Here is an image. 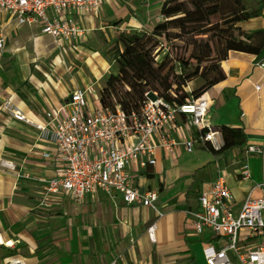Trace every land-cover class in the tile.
Wrapping results in <instances>:
<instances>
[{
  "label": "crops",
  "instance_id": "0c3cea01",
  "mask_svg": "<svg viewBox=\"0 0 264 264\" xmlns=\"http://www.w3.org/2000/svg\"><path fill=\"white\" fill-rule=\"evenodd\" d=\"M163 1L107 0L97 16L83 17L80 23L93 39L109 37L116 41L121 32L147 33L161 20ZM245 7L259 15L237 27L248 34L264 30V0ZM0 26L5 27L7 40L25 30L40 33L19 26L3 13ZM2 38L5 48L6 39ZM254 45L259 48L257 54L230 51L221 63L225 80L203 95L208 101L205 123L216 130L221 125L240 129L245 137L244 146L223 156H213L199 143L195 130L179 122L177 129L169 133V139L178 146L172 153L157 148L156 164L135 179L141 192H157L158 213L150 208L126 206L119 198L107 197L102 192L82 201L62 192H48V180L61 170L55 146L3 112L6 117L0 115L1 264L12 260L2 258L4 251L19 245H26L27 254L14 259L23 264H42L44 256H38L36 251L44 250L49 252L48 259L53 260L50 264H108L119 256L120 264H204L201 249L206 239L194 233L190 212L198 208L201 189L217 178V167L225 169L235 211L248 196L261 195L258 185L264 180V162L259 155L248 153L247 147L264 148V72L256 66L264 59V35L257 36ZM95 86L98 90L101 87L97 82L81 89L93 92ZM71 91L62 93L59 108L50 113L61 108ZM16 106L31 117H45L33 116L24 106ZM191 139L194 147L188 153L182 142ZM46 153L51 155L50 159L43 157ZM244 167L249 171L247 179L241 176ZM153 224L152 242L147 229ZM2 241H11L13 246H3Z\"/></svg>",
  "mask_w": 264,
  "mask_h": 264
},
{
  "label": "built area",
  "instance_id": "2783aa9c",
  "mask_svg": "<svg viewBox=\"0 0 264 264\" xmlns=\"http://www.w3.org/2000/svg\"><path fill=\"white\" fill-rule=\"evenodd\" d=\"M106 1L0 0V13L60 44L84 39L87 30L80 19L97 16ZM4 46L1 37L0 50ZM256 66L264 72V59ZM101 88L98 95L90 89L71 91L61 108L56 113H46L43 120L24 113L11 99L4 101L1 109L15 123L35 130L41 139L55 146L61 170L48 180V192H62L75 201L102 192L107 197L119 198L126 206L150 208L158 213L157 192H141L135 179L156 164L157 148L172 153L178 146L169 139V133L177 129L179 122L194 129L198 141L216 151L222 147L219 131L205 123L208 101L201 96L174 106L150 96L139 115H128L120 106L103 109L99 103ZM255 89L259 90V86ZM182 145L192 153L194 140L183 141ZM247 152L259 155L264 162V148L248 146ZM43 157L50 159L51 155L46 153ZM217 172V178L201 189L197 210L190 212L194 233L213 239L203 243L204 263L264 264V180L258 185L261 195L248 196L235 211L225 169L218 166ZM241 176L249 177L247 167ZM154 230V224L147 229L152 242ZM121 261L119 256L108 264ZM6 264L23 263L12 259Z\"/></svg>",
  "mask_w": 264,
  "mask_h": 264
},
{
  "label": "trees",
  "instance_id": "16d2710c",
  "mask_svg": "<svg viewBox=\"0 0 264 264\" xmlns=\"http://www.w3.org/2000/svg\"><path fill=\"white\" fill-rule=\"evenodd\" d=\"M258 15L246 9L244 0H164L161 20L150 32H121L117 36L112 52L116 72L101 88V107L113 110L120 106L128 115H139L150 96L174 106L200 98L225 80L221 63L230 51L258 53L254 40L264 35V30L248 34L237 27ZM173 41L193 48L190 61L173 57L167 50L161 56L163 42ZM191 64L194 70H189ZM196 79L201 80V85L188 92V85ZM218 131L222 147L217 151L206 148L213 156L244 146L240 129L221 125Z\"/></svg>",
  "mask_w": 264,
  "mask_h": 264
},
{
  "label": "rangeland",
  "instance_id": "374dc122",
  "mask_svg": "<svg viewBox=\"0 0 264 264\" xmlns=\"http://www.w3.org/2000/svg\"><path fill=\"white\" fill-rule=\"evenodd\" d=\"M255 2L256 0H244L247 6ZM1 36L6 39L5 27L0 26ZM115 43L116 41L109 37L93 39L87 34L82 40L58 44L36 31L17 32L15 38L6 39V47L0 50V108L3 100L12 98L16 105L24 106L33 116L43 117L46 111L52 112L59 108L62 93L67 94L68 90L84 88L86 84L97 82L103 87L108 76L116 72L112 61ZM163 44L165 48L161 56L167 50L173 57L190 61L192 47L182 41ZM189 70H194L193 64ZM201 83L200 79H196L186 90L190 92ZM92 93L98 95L96 86L93 87ZM0 115L6 117L3 111H0ZM199 143L205 148L210 147L205 142ZM204 236L206 239L207 235L202 237ZM208 239L207 237L203 243ZM25 249L26 245H19L18 248L4 251L2 258L6 256L8 259H14L16 255L24 257L27 254ZM36 252L38 256H44L45 261H42V264H50L53 261L48 259L47 250Z\"/></svg>",
  "mask_w": 264,
  "mask_h": 264
},
{
  "label": "bare ground",
  "instance_id": "6f19581e",
  "mask_svg": "<svg viewBox=\"0 0 264 264\" xmlns=\"http://www.w3.org/2000/svg\"><path fill=\"white\" fill-rule=\"evenodd\" d=\"M3 246H6V247H11V246H13V243L11 242V241H9V242H3L2 241V243H1Z\"/></svg>",
  "mask_w": 264,
  "mask_h": 264
},
{
  "label": "water",
  "instance_id": "95a60500",
  "mask_svg": "<svg viewBox=\"0 0 264 264\" xmlns=\"http://www.w3.org/2000/svg\"><path fill=\"white\" fill-rule=\"evenodd\" d=\"M154 99V98H153Z\"/></svg>",
  "mask_w": 264,
  "mask_h": 264
}]
</instances>
